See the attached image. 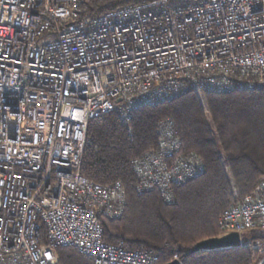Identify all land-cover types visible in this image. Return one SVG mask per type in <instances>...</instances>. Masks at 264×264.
Listing matches in <instances>:
<instances>
[{
  "label": "built area",
  "instance_id": "built-area-1",
  "mask_svg": "<svg viewBox=\"0 0 264 264\" xmlns=\"http://www.w3.org/2000/svg\"><path fill=\"white\" fill-rule=\"evenodd\" d=\"M83 1L0 0V264H55L59 247L94 264H156L152 250L103 240L99 213L120 216L124 190L81 174L88 122L186 91L264 86V0H151L81 18ZM163 126L131 171L139 193L169 202L201 167ZM217 227L264 231V181ZM245 246L264 264V240Z\"/></svg>",
  "mask_w": 264,
  "mask_h": 264
},
{
  "label": "trees",
  "instance_id": "trees-1",
  "mask_svg": "<svg viewBox=\"0 0 264 264\" xmlns=\"http://www.w3.org/2000/svg\"><path fill=\"white\" fill-rule=\"evenodd\" d=\"M151 0H91L79 3L80 17ZM182 0H168L177 5ZM170 122L183 157L197 161L200 173L172 187L167 202L156 190L139 193L131 161L152 151L159 130ZM164 127V126H163ZM81 174L97 183L120 182L124 204L118 217L99 213L103 240L127 250H152L156 264L174 254L180 264H255L246 244L264 240L255 229L240 235L241 246L190 250L201 240L220 236L219 215L264 181V86L230 92L186 91L141 104L126 115L110 113L88 122ZM256 255V256H255ZM55 264H94L73 248L55 250Z\"/></svg>",
  "mask_w": 264,
  "mask_h": 264
},
{
  "label": "water",
  "instance_id": "water-1",
  "mask_svg": "<svg viewBox=\"0 0 264 264\" xmlns=\"http://www.w3.org/2000/svg\"><path fill=\"white\" fill-rule=\"evenodd\" d=\"M241 240L238 233H228L222 236L208 238L201 240L195 244V246L190 250V253L198 251H210V250H221L227 248L240 247ZM167 264H180L177 260L170 261Z\"/></svg>",
  "mask_w": 264,
  "mask_h": 264
},
{
  "label": "rangeland",
  "instance_id": "rangeland-1",
  "mask_svg": "<svg viewBox=\"0 0 264 264\" xmlns=\"http://www.w3.org/2000/svg\"><path fill=\"white\" fill-rule=\"evenodd\" d=\"M223 234H224V233H223ZM244 235H245V234H243V236H244ZM251 244H253V243H251ZM252 251H254V250H252ZM254 252H256L255 254H258V252H257V251H254ZM174 256H177V255H176V254H174V255H173L171 258H169V260H170V259H172V260H173V257H174ZM255 256H256V255H255ZM177 258H178V256H177ZM176 260H177V259H176ZM177 261H178V260H177ZM169 262H170V261H169Z\"/></svg>",
  "mask_w": 264,
  "mask_h": 264
}]
</instances>
